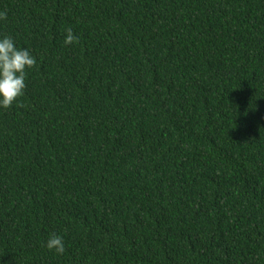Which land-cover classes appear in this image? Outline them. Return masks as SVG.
I'll return each mask as SVG.
<instances>
[{"label": "trees", "instance_id": "16d2710c", "mask_svg": "<svg viewBox=\"0 0 264 264\" xmlns=\"http://www.w3.org/2000/svg\"><path fill=\"white\" fill-rule=\"evenodd\" d=\"M0 12L37 59L0 109V264H264V0Z\"/></svg>", "mask_w": 264, "mask_h": 264}, {"label": "clouds", "instance_id": "9594fccd", "mask_svg": "<svg viewBox=\"0 0 264 264\" xmlns=\"http://www.w3.org/2000/svg\"><path fill=\"white\" fill-rule=\"evenodd\" d=\"M6 13L0 12V21L6 20ZM78 40L71 28L66 29L64 44L71 45ZM37 64L36 57L27 47H18L10 35H0V109H9L23 96L28 73ZM49 251L64 254V238L50 233L45 244Z\"/></svg>", "mask_w": 264, "mask_h": 264}]
</instances>
